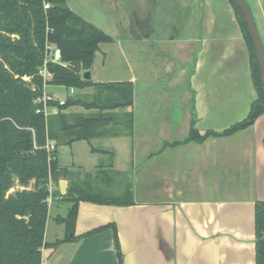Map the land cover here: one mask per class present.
Returning <instances> with one entry per match:
<instances>
[{
	"label": "crops",
	"instance_id": "0c3cea01",
	"mask_svg": "<svg viewBox=\"0 0 264 264\" xmlns=\"http://www.w3.org/2000/svg\"><path fill=\"white\" fill-rule=\"evenodd\" d=\"M245 1L256 19L261 0ZM67 3L113 38L101 44L91 80L133 86V103L121 110L132 113V132L99 138L109 144L93 148L107 157L94 170L133 176L122 189L133 203L80 201L78 238L44 248L42 264H119L117 245L123 264H256L264 114L234 134L186 142L193 124L205 134L242 121L257 98L236 7L230 0ZM61 88L47 87L59 98ZM76 170L69 169L67 188L82 184L77 177L86 170ZM112 184L100 190H113ZM56 224L54 241L65 236L64 225ZM45 240L54 242L46 233Z\"/></svg>",
	"mask_w": 264,
	"mask_h": 264
},
{
	"label": "trees",
	"instance_id": "16d2710c",
	"mask_svg": "<svg viewBox=\"0 0 264 264\" xmlns=\"http://www.w3.org/2000/svg\"><path fill=\"white\" fill-rule=\"evenodd\" d=\"M230 1L236 7V1ZM236 10L250 48L257 98L242 121L219 133L205 134H200L193 124L186 142L234 134L252 126L264 114L257 54L240 8ZM112 41L110 35L73 11L67 0H0V264H42L44 248H56L77 239L75 227L80 201L133 203L130 192L102 194L94 186L87 192L83 185L72 182L66 193L61 194L60 190L52 193L53 198L61 196L70 202L67 213L55 218L64 225L65 236L52 243L45 240L49 184L71 175L69 168L60 164L58 147L119 135V129L132 132V113L121 111L133 103L132 83H98L82 77V72L92 68L101 44ZM48 43L60 48L62 63H48L51 78L45 81L40 70ZM73 62L78 65L77 71L69 66ZM45 82L67 90L73 87L81 94L68 95L58 114L45 117L37 111L41 106L37 99L43 94ZM90 87L95 88L94 93L82 94L81 91ZM74 106L90 112L68 113ZM48 140L56 145L51 158L45 149ZM117 248L119 264H123L118 245ZM256 264H264V201L256 203Z\"/></svg>",
	"mask_w": 264,
	"mask_h": 264
},
{
	"label": "rangeland",
	"instance_id": "374dc122",
	"mask_svg": "<svg viewBox=\"0 0 264 264\" xmlns=\"http://www.w3.org/2000/svg\"><path fill=\"white\" fill-rule=\"evenodd\" d=\"M257 15L258 16L254 20H256V22L258 23L261 39H262V42L264 45V0H261V11ZM91 91L95 92V89H91ZM59 92H60L59 96L62 98H66L68 95H71L69 93V90H67L65 88L59 89ZM81 92H82V94H84V90ZM94 92L85 93V94L89 96V94H92ZM78 93L81 94L80 91L75 90L74 95L76 94V96H77ZM67 112L68 113H72V112L73 113H76V112L77 113H84V112H86V109L82 106H74V107L69 108L67 110ZM119 130L121 131V129H119ZM109 141H106L103 139H95V140H92L91 143H87L86 141H80V142H73L71 145L64 144V145H60L58 147L59 161L64 166H66L67 168L70 169L72 175L77 173V170L75 172V169H77V167L80 168V166H84V169L86 170V172L83 170H80V173H79L80 176H79V178L77 177V180H79V179L81 180L79 182L82 183L81 185H83V187L85 189H88L87 192H89L90 191L89 189L92 186H94L95 187L94 190L96 192H101L102 194H104V193L105 194H109V193L113 194L115 192L114 190H117L115 192V194H119L122 192V189L126 187L127 183L133 181V176L130 173L129 174L127 173L124 175H121V174L118 175L117 170L116 171H113V170L110 171L109 170V172H107V175H104L101 171L100 172L96 171L97 168H96V170L93 169L94 167H96V165L98 163L103 164V163H105V160H107V157L100 156V155L96 154L95 152H93V148L94 147L95 148H101L103 145L105 146L106 144H109ZM82 174L84 175V180H82V178H81ZM135 178H136V176H135ZM62 180L67 182L65 178H61L59 180V182L53 183L54 184V190L53 191L59 190L60 182ZM110 181H113V184L110 188L113 190H108V192H103L101 190H97L100 188L101 189H103V188L107 189V187L110 185ZM66 191H67V183H66ZM66 191L62 192L60 190L61 194L66 193ZM59 197H60V199H58V197H54L52 200V203L50 204V207H49V219H48V226L49 227H47V232H46V238L48 241H54L55 240V232L57 231V229H56L57 224H56L55 218L57 217L58 214L65 215L66 210L68 208V204H67L68 201L63 200L61 198V196H59Z\"/></svg>",
	"mask_w": 264,
	"mask_h": 264
},
{
	"label": "built area",
	"instance_id": "2783aa9c",
	"mask_svg": "<svg viewBox=\"0 0 264 264\" xmlns=\"http://www.w3.org/2000/svg\"><path fill=\"white\" fill-rule=\"evenodd\" d=\"M45 60L43 67L40 70V74L43 75L45 81L47 79H50L51 76L48 72L47 65L49 62H56V63H62V53L59 47L55 46L54 44L48 43L46 45L45 50ZM27 80H29L28 77H26ZM48 85L45 82L44 84V91L41 96L38 97L37 102L41 105L40 108L37 110L38 112H43L45 117H48L52 114H58L60 111L59 106L64 105L66 102L65 98H59L47 89ZM69 93L73 95L75 93V88H70ZM52 102L56 104H52ZM45 149L49 153V158H51L52 154L51 152L56 149L55 142L53 141H47L45 145ZM49 190H50V196L48 197V203L49 205L52 203L53 200V190H54V184L51 182L49 184Z\"/></svg>",
	"mask_w": 264,
	"mask_h": 264
},
{
	"label": "water",
	"instance_id": "95a60500",
	"mask_svg": "<svg viewBox=\"0 0 264 264\" xmlns=\"http://www.w3.org/2000/svg\"><path fill=\"white\" fill-rule=\"evenodd\" d=\"M236 1V7L240 8L241 14L243 15L244 21L247 24L249 33L251 35L254 48L257 54L260 70H261V80H262V88L264 93V45L262 42V39L260 37V34L258 32L254 17L252 15V12L250 10V7L246 3L245 0H235ZM70 68H72L74 71L78 70V65L73 62L69 64ZM82 77L84 80H91L92 79V68L85 70L82 72ZM60 189L62 192L66 191V182L62 180L60 182Z\"/></svg>",
	"mask_w": 264,
	"mask_h": 264
}]
</instances>
